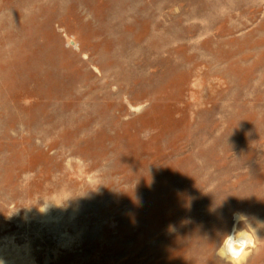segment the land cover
Listing matches in <instances>:
<instances>
[{
	"label": "rangeland",
	"instance_id": "374dc122",
	"mask_svg": "<svg viewBox=\"0 0 264 264\" xmlns=\"http://www.w3.org/2000/svg\"><path fill=\"white\" fill-rule=\"evenodd\" d=\"M236 213L264 264V0H0V264H230Z\"/></svg>",
	"mask_w": 264,
	"mask_h": 264
},
{
	"label": "clouds",
	"instance_id": "9594fccd",
	"mask_svg": "<svg viewBox=\"0 0 264 264\" xmlns=\"http://www.w3.org/2000/svg\"><path fill=\"white\" fill-rule=\"evenodd\" d=\"M234 220L243 227L236 228L234 226L233 231L225 235L219 255L229 260L230 264H239L245 252L256 246L257 235L256 229L252 227L250 219L245 214H234Z\"/></svg>",
	"mask_w": 264,
	"mask_h": 264
},
{
	"label": "bare ground",
	"instance_id": "6f19581e",
	"mask_svg": "<svg viewBox=\"0 0 264 264\" xmlns=\"http://www.w3.org/2000/svg\"><path fill=\"white\" fill-rule=\"evenodd\" d=\"M236 228H239L240 224H237L234 220V224H233ZM234 229V228H233ZM232 229V231H233ZM231 231V232H232ZM255 248V247H254ZM250 250V249H249ZM249 250L247 252H245L244 256L240 259L239 263H242V261L246 258L247 254L249 253ZM229 261V260H228Z\"/></svg>",
	"mask_w": 264,
	"mask_h": 264
}]
</instances>
